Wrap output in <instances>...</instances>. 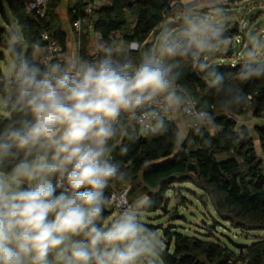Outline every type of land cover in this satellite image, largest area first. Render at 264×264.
Masks as SVG:
<instances>
[{
  "label": "clouds",
  "instance_id": "obj_1",
  "mask_svg": "<svg viewBox=\"0 0 264 264\" xmlns=\"http://www.w3.org/2000/svg\"><path fill=\"white\" fill-rule=\"evenodd\" d=\"M207 9L205 12L204 9ZM178 20L161 22L150 47L98 41L80 55L40 62L21 27L3 41L0 72V264H157L158 234L143 222L151 200L106 190L126 183L112 152L138 131L159 136L182 117L187 128H215V116L181 83L184 63L204 72L232 115L248 96L238 82L264 77V32L245 29L239 70L209 59L232 45L224 0H181ZM133 53H138L134 56ZM184 132L177 127L176 137ZM119 212L106 219V208Z\"/></svg>",
  "mask_w": 264,
  "mask_h": 264
},
{
  "label": "trees",
  "instance_id": "obj_2",
  "mask_svg": "<svg viewBox=\"0 0 264 264\" xmlns=\"http://www.w3.org/2000/svg\"><path fill=\"white\" fill-rule=\"evenodd\" d=\"M5 1L14 20L24 30L25 50L29 55L36 45L45 43L44 31H49L65 47L66 32L57 10L62 0H47L43 16L27 13L23 0ZM90 1L76 0L70 8L71 21L82 15ZM173 1L113 0L111 5L94 12L95 30L105 43H111L113 35L119 33L127 42L135 40L150 47L148 39L172 14ZM3 31L7 29L0 26V37ZM231 50L213 59L228 57ZM0 53L4 57V51L0 49ZM239 64L240 61L234 65H211L227 74L231 83ZM206 80L204 72L184 63L180 83L197 97L199 107L205 105L213 113L215 128L201 127L199 133L188 128L186 137L177 139L179 125L174 119L163 135L145 136L138 131L135 142L123 137L127 152L116 146L112 157L125 173L126 183L113 181L105 194L110 195L113 188L121 190L129 184V200L133 201L132 197L140 193L151 200V207L144 209L151 212L166 209L169 201L166 192L174 188V183L191 182L205 195L201 199L209 198L216 213L233 226L242 230H264V158L258 153L248 127L238 123V117L251 107L254 115L264 116V77L238 82L248 101L232 115L219 110V98L214 89L207 87ZM0 121L6 122L3 115ZM254 130L264 152V124L255 125ZM115 210L114 207L106 208L105 218ZM173 227L169 226L164 232L167 247L160 255L163 264H264V238L240 245L236 251L221 240L184 233Z\"/></svg>",
  "mask_w": 264,
  "mask_h": 264
},
{
  "label": "rangeland",
  "instance_id": "obj_3",
  "mask_svg": "<svg viewBox=\"0 0 264 264\" xmlns=\"http://www.w3.org/2000/svg\"><path fill=\"white\" fill-rule=\"evenodd\" d=\"M2 2L5 13L0 10V26L7 29L8 32L12 27L18 26V24L14 20L6 1L2 0ZM180 7L181 1L174 0L172 14L167 17L165 22L177 21L178 16L176 13L180 10ZM224 8L226 12L227 29L229 28L231 30L229 32V37L233 41L226 52L231 48L232 53L225 58L213 59L219 55L218 53L209 59L208 62L214 65H234L240 61L239 53L243 50V46L246 43L245 29L243 28L245 24L250 28L259 29L264 32V0H224ZM204 11L206 12L207 9L205 8ZM7 18H9V20ZM7 32L3 31L0 37V49L4 51L5 54V56L2 57L0 53V72L5 69L8 59L7 53L3 47V41L6 38ZM155 34L156 33L151 34L148 39L151 44L154 42ZM113 38L115 43L124 44L122 43L120 34L115 33ZM237 39H239V42H237ZM133 55L138 56V53ZM238 123L239 125L248 127L250 133L254 137L258 153L264 158V152L262 151L257 133L254 130L255 124L264 123V116L255 117L253 107H251L244 115L238 117ZM180 129L183 131V127ZM173 186L174 188L166 192L169 201L165 210L159 209L151 212L146 210L143 211L144 224L147 228L158 234L162 241L163 250L167 247L164 239V232L169 226H174L173 230L184 233L221 240L236 251H238L240 245H248L257 239L264 238V230L262 229L242 230L233 226L230 221L221 218L214 210L209 198L205 197L203 200L201 199V197L205 195L202 193V190L193 183H174ZM141 196L143 195L137 193L132 198L135 200ZM118 212L119 210L116 209L107 219H110ZM172 248L173 245H171L170 249ZM157 264H163L161 256L158 258Z\"/></svg>",
  "mask_w": 264,
  "mask_h": 264
},
{
  "label": "built area",
  "instance_id": "obj_4",
  "mask_svg": "<svg viewBox=\"0 0 264 264\" xmlns=\"http://www.w3.org/2000/svg\"><path fill=\"white\" fill-rule=\"evenodd\" d=\"M23 1L25 3V10L27 13L35 14L39 16H43L45 14V7L47 0H23ZM112 2L113 0H91L85 6L82 15L76 17L72 21V26L74 31L77 34H79V36H81L85 31H95L94 12L101 7H106L111 5ZM95 33H96V37L99 40L103 39L99 32L96 31ZM42 39L45 41V43H44V55L41 59V62H44L45 60H52L55 62L62 60V58L64 57H67L66 49L63 46V44H61V42L56 37L52 36L49 31H44L42 33ZM237 42H239V39H237ZM78 44L80 48L82 45V39L80 37ZM90 58L92 57L90 56ZM192 95L197 99V97L194 94ZM197 107H199V102L197 104ZM119 139L120 141H122L123 137ZM130 187L131 186L128 184L121 190L113 188L110 195H112L115 198L117 196H120L121 194H124L128 198V192L130 190Z\"/></svg>",
  "mask_w": 264,
  "mask_h": 264
},
{
  "label": "crops",
  "instance_id": "obj_5",
  "mask_svg": "<svg viewBox=\"0 0 264 264\" xmlns=\"http://www.w3.org/2000/svg\"><path fill=\"white\" fill-rule=\"evenodd\" d=\"M181 1V0H180ZM76 2V0H62L59 7H58V14L60 17L61 25L63 30L66 32V44H65V49H66V54L67 56H74V55H80L83 56L87 59H91L90 56L88 55L89 51L93 46L98 42V41H103L104 40H99L96 37V30L95 31H85L83 34L82 38V45L79 48V34H77L72 26V21L70 19V8L71 6ZM119 34V33H118ZM114 36V35H113ZM113 38V37H112ZM114 38L112 39L113 43ZM122 43L127 44V42L122 38ZM44 55V44H39L36 45L32 56H34L35 59L38 61H41L42 57ZM5 56V54H4ZM256 117V115H254ZM176 122L179 125V128L183 127V138L186 137V134L188 132V128L186 127L183 118L182 117H177L175 118ZM264 123H260L258 125H262ZM257 125V124H255ZM181 130V129H180Z\"/></svg>",
  "mask_w": 264,
  "mask_h": 264
},
{
  "label": "water",
  "instance_id": "obj_6",
  "mask_svg": "<svg viewBox=\"0 0 264 264\" xmlns=\"http://www.w3.org/2000/svg\"><path fill=\"white\" fill-rule=\"evenodd\" d=\"M0 10L4 13V8H3V2H2V0H0ZM231 30L228 28L227 29V35L229 36V32H230ZM226 216H230L231 218H233V215L232 214H229V213H226Z\"/></svg>",
  "mask_w": 264,
  "mask_h": 264
}]
</instances>
